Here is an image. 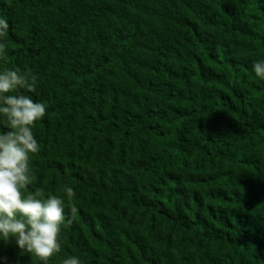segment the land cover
I'll use <instances>...</instances> for the list:
<instances>
[{
    "label": "trees",
    "instance_id": "trees-1",
    "mask_svg": "<svg viewBox=\"0 0 264 264\" xmlns=\"http://www.w3.org/2000/svg\"><path fill=\"white\" fill-rule=\"evenodd\" d=\"M0 15V72L36 74L20 91L47 106L29 192L78 208L48 264H264V0H0ZM0 264L43 262L0 238Z\"/></svg>",
    "mask_w": 264,
    "mask_h": 264
},
{
    "label": "clouds",
    "instance_id": "clouds-1",
    "mask_svg": "<svg viewBox=\"0 0 264 264\" xmlns=\"http://www.w3.org/2000/svg\"><path fill=\"white\" fill-rule=\"evenodd\" d=\"M10 25L0 15V59L8 53L5 39ZM264 79V61L252 66ZM37 75L26 71L0 72V238L14 239L17 247L34 254L43 264L62 250L59 240L62 226L71 224L78 212L73 204L65 214L64 200L57 195L43 197L40 190L29 192L33 183L31 158L40 151L33 125L46 114V104L21 92H34ZM16 93V94H11ZM68 200L76 196L73 187L64 186ZM27 193V194H26ZM62 264H83L78 256H69Z\"/></svg>",
    "mask_w": 264,
    "mask_h": 264
}]
</instances>
